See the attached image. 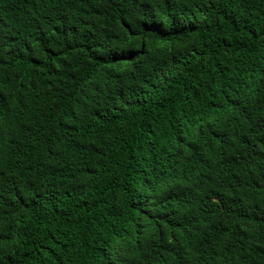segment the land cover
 Masks as SVG:
<instances>
[{
	"label": "trees",
	"instance_id": "16d2710c",
	"mask_svg": "<svg viewBox=\"0 0 264 264\" xmlns=\"http://www.w3.org/2000/svg\"><path fill=\"white\" fill-rule=\"evenodd\" d=\"M0 264H264V0H0Z\"/></svg>",
	"mask_w": 264,
	"mask_h": 264
}]
</instances>
